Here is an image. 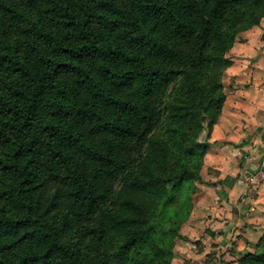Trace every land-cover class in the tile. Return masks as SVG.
Segmentation results:
<instances>
[{"label": "trees", "instance_id": "obj_1", "mask_svg": "<svg viewBox=\"0 0 264 264\" xmlns=\"http://www.w3.org/2000/svg\"><path fill=\"white\" fill-rule=\"evenodd\" d=\"M263 17L264 0H0V264H172L199 244L180 229L228 52ZM215 246L228 264L235 243ZM237 264H264V229Z\"/></svg>", "mask_w": 264, "mask_h": 264}, {"label": "crops", "instance_id": "obj_2", "mask_svg": "<svg viewBox=\"0 0 264 264\" xmlns=\"http://www.w3.org/2000/svg\"><path fill=\"white\" fill-rule=\"evenodd\" d=\"M228 55L232 64L222 80L225 100L209 132V146L200 170L203 193L195 194L192 211L185 221L200 222L201 227L198 223L196 230H208L203 228L205 217L201 207L212 206L217 197L223 198L219 209L234 203L235 219L244 217L252 222L250 217L259 214L262 218L258 222L264 227V189L251 200L252 209L242 215L246 210L243 199L254 186V174L263 177L255 183L264 182V17L258 25L238 35ZM208 227L218 232L217 236L223 234L221 227ZM257 234L259 238L261 234ZM247 248L253 250V245L247 244Z\"/></svg>", "mask_w": 264, "mask_h": 264}, {"label": "rangeland", "instance_id": "obj_3", "mask_svg": "<svg viewBox=\"0 0 264 264\" xmlns=\"http://www.w3.org/2000/svg\"><path fill=\"white\" fill-rule=\"evenodd\" d=\"M223 80V79H222ZM259 178V179H258ZM263 177L259 175L254 174V183L261 180ZM194 194L192 195V201L195 200V194L199 192L203 193L202 183L195 182L194 183ZM201 191H200V190ZM208 193L209 188L206 187L205 189ZM211 190V188H210ZM205 191V193H207ZM208 198V197H207ZM198 199V197H197ZM221 200L223 198L217 197L216 200H213V205L206 207H201L204 211L203 217H205V220L203 222V228L209 229V225L213 227H221V234L220 236H213L204 233L203 230H196V226L199 223V228L201 227V223L198 222L197 224H191V222H183L181 225L180 233L183 236L189 237V238H198L200 237L201 241L199 244H194L192 242H185L183 239H178L176 244V251L175 256L172 260V264H218V251L216 249L215 245H218L220 247H227L230 245V243L233 241L235 243V247L238 246V244H242V248L239 247L238 249L235 248V251L230 254L229 257V263L228 264H236L239 260V258L248 251L247 244H249L251 247L254 243L258 240V234H261L264 227H260V221L261 216L254 215V217H250L252 222L248 221L247 219H235L234 214L232 213L233 204L227 205V207L223 209H219L220 204L222 203ZM210 199L208 200V202ZM251 204V202L247 203V205ZM244 205V202H243ZM216 208V209H215ZM247 209V207H246ZM252 209V208H251ZM220 210V211H219ZM223 210V211H222ZM192 211V209L190 210ZM263 211V210H262ZM218 214V215H217ZM195 216V214H193ZM264 223V220H263ZM202 228V229H203ZM261 230V232L259 231ZM235 232H238L237 237H233ZM204 235V236H203ZM244 241H240V240ZM253 241H255L253 243ZM237 242V244H236ZM239 242V243H238ZM245 245V246H243Z\"/></svg>", "mask_w": 264, "mask_h": 264}]
</instances>
